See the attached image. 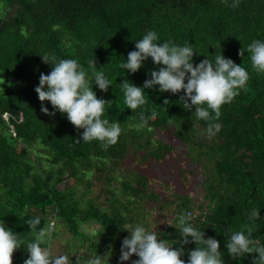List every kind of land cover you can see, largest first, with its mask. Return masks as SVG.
Here are the masks:
<instances>
[{
    "label": "trees",
    "instance_id": "obj_1",
    "mask_svg": "<svg viewBox=\"0 0 264 264\" xmlns=\"http://www.w3.org/2000/svg\"><path fill=\"white\" fill-rule=\"evenodd\" d=\"M149 30L160 41L191 43L194 65L206 57L214 60L221 51L248 70L239 95L221 107L214 121L218 130L209 133V122L197 121L194 108L185 111L180 106L182 91L160 93L156 86L145 90L142 109L126 107L122 80L142 87L150 79L148 73L157 70L150 58L134 74L123 75L121 68L135 50L134 42ZM253 39L264 40V0H240L237 8L222 0H0V221L25 244L36 236L26 220L38 216V227L45 229L57 221L81 242L75 264L107 253L108 264H117L128 231L137 224L147 228L146 204H173V222L159 235L179 242L178 216L191 209L190 197L174 192L168 199L138 165L126 170L131 168L126 166L130 155L134 160L129 164L174 157L175 147L156 137L171 130L187 163L177 174L181 179L193 176L204 192L206 203L199 205L201 212L191 224L203 230L205 238L220 242L226 264H251L255 253L232 260L225 243L227 233L252 223L248 213L253 208L260 209L253 236L264 242V73L251 67L246 52L238 55ZM45 55L76 59L88 72L92 59L104 72L111 86L102 92L93 83L92 90L97 98L111 101L105 116L122 129L116 144L75 143L82 129L59 112L52 117L40 111L34 88L40 73L51 71L40 57ZM43 103L53 111L49 102ZM141 110L154 113L146 126H140ZM89 224L98 228L88 230ZM56 235L53 226L42 245L51 255ZM184 247L191 250L195 244ZM77 251L67 248V253ZM27 258L22 245L12 253V264H24ZM182 259L187 260V252Z\"/></svg>",
    "mask_w": 264,
    "mask_h": 264
},
{
    "label": "clouds",
    "instance_id": "obj_2",
    "mask_svg": "<svg viewBox=\"0 0 264 264\" xmlns=\"http://www.w3.org/2000/svg\"><path fill=\"white\" fill-rule=\"evenodd\" d=\"M232 8L239 7L240 0H222ZM135 50L130 51L127 59L121 64L123 75L125 72L134 74L140 70L149 58L157 70H151L143 86H135L128 80L119 84L123 91L124 104L129 110L142 109L146 104V91L158 86L160 93L173 95L183 92L178 101L185 111H191L197 121H206L208 131L218 130L214 121L221 115V107L230 103L248 82V70L236 65L230 58L222 56L221 51L214 60L207 57L197 64H193L196 52L189 42L183 45L170 41H160L157 33L147 31L141 39L134 42ZM247 53L251 67L258 73H264V40L253 39L238 53ZM45 64L51 65V71L45 75L40 73L38 86L34 88L38 100L41 102L40 111L54 117L57 112L64 115L75 129H82V133L75 143L100 142L104 147L117 143L121 135V126L117 120L105 116L106 105L111 101L97 98L92 90L94 85L102 92L111 86L101 70H97L93 60L88 64L92 71H86L76 59L57 58L55 56H40ZM122 75V77H123ZM2 84V83H0ZM49 102L53 111L49 112L43 102ZM164 104H168L165 100ZM152 115L139 113L140 126L148 125ZM260 209H251L248 213L251 224L243 225L239 230L227 233L225 250L232 260H239L249 254L256 255L251 264H264V242L254 238L253 225L259 219ZM189 213L179 217V242L160 239L159 233L135 225L129 235L122 240L120 248V264L129 261L135 255L138 259L132 264H226L223 259L225 253L219 251L220 242L214 237L205 238L203 230L189 223L186 217ZM54 221L47 229L39 228L40 217H33L25 221L31 231L36 232L35 239L27 244L20 239L2 221H0V264H12V253L22 245L28 253L24 264H70L68 255L53 257L46 246L45 238L50 237ZM195 244V248L186 250L185 245ZM187 252V260L182 257ZM110 253L103 257L95 255L88 259L87 264H108Z\"/></svg>",
    "mask_w": 264,
    "mask_h": 264
},
{
    "label": "rangeland",
    "instance_id": "obj_3",
    "mask_svg": "<svg viewBox=\"0 0 264 264\" xmlns=\"http://www.w3.org/2000/svg\"><path fill=\"white\" fill-rule=\"evenodd\" d=\"M209 136V135H206ZM204 134V137H206ZM156 137L159 139H162L164 142L172 144V146L175 147V153L174 157L170 156L166 161L159 162V163H149L147 161H138L134 162L133 164H129V162H133L134 157L128 156L126 166L131 167L127 168L126 170H133V166L140 173H143L150 177L151 179H154L156 181V184L154 185L155 190H159L162 192L164 196H166L168 199H170L171 193L175 194H187L191 201L192 206L189 210L190 212L194 213V215H198L201 211L198 208L200 204L203 206L205 205V201L203 200L204 192L201 189L200 186H197L195 184V179L192 176H187L186 179H181L179 175L177 174V168H185L186 159H185V152L183 151V148L179 145V143L174 139L173 135L171 134V130L167 131H160L156 134ZM140 154L136 155L139 156ZM135 164V165H134ZM189 178V184L183 186V183L187 181ZM163 186H168L169 189H163ZM146 210L149 211L148 216V222H147V228L149 231H151L153 228L154 231H157L159 234L165 230L166 227H168L173 221V213H175L173 209V204H167V205H160L157 203H148L146 204ZM167 217V218H166ZM90 225V226H89ZM87 229L92 228L93 230H96L98 228V225L96 224H89ZM54 230L56 232V236L54 239H52V243L50 244L52 248V256H58V255H68L70 258V264H75V260H77V257L80 255V252L82 249L79 247L80 240L79 239H72V236L67 232L64 226L60 225L57 221L54 224ZM131 231V229H130ZM50 242V240H49ZM68 246H73L74 249L78 250L75 254H72V252L67 253ZM74 259V260H73Z\"/></svg>",
    "mask_w": 264,
    "mask_h": 264
},
{
    "label": "built area",
    "instance_id": "obj_4",
    "mask_svg": "<svg viewBox=\"0 0 264 264\" xmlns=\"http://www.w3.org/2000/svg\"><path fill=\"white\" fill-rule=\"evenodd\" d=\"M186 213H189V214H190V215H188V216L186 217L187 221L190 222V223H193V221H194L196 215H194V213H192V212H190V211H188V212H186ZM179 217H180V215L178 216V219H179ZM52 222H53V221H50V222H49V225H50ZM53 226H54V225H53ZM165 229H166V228H165ZM158 238L161 239L160 235H159ZM119 256H120V255H118V256L116 257V263H117V264H120ZM135 257H136L135 255L132 256V258H135ZM123 263H124V262H123Z\"/></svg>",
    "mask_w": 264,
    "mask_h": 264
}]
</instances>
